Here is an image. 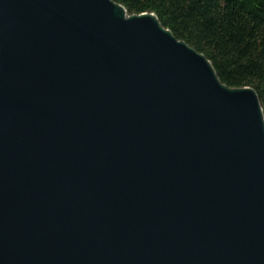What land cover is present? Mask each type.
<instances>
[{"label":"water","instance_id":"obj_1","mask_svg":"<svg viewBox=\"0 0 264 264\" xmlns=\"http://www.w3.org/2000/svg\"><path fill=\"white\" fill-rule=\"evenodd\" d=\"M0 264H264V110L153 13L0 0Z\"/></svg>","mask_w":264,"mask_h":264},{"label":"trees","instance_id":"obj_2","mask_svg":"<svg viewBox=\"0 0 264 264\" xmlns=\"http://www.w3.org/2000/svg\"><path fill=\"white\" fill-rule=\"evenodd\" d=\"M129 15L155 14L205 55L231 88L256 91L264 110V0H113Z\"/></svg>","mask_w":264,"mask_h":264}]
</instances>
